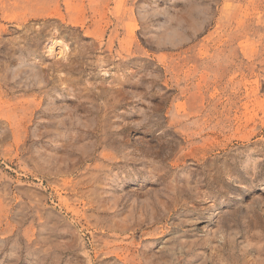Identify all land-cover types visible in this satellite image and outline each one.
Here are the masks:
<instances>
[{"label": "rangeland", "instance_id": "obj_1", "mask_svg": "<svg viewBox=\"0 0 264 264\" xmlns=\"http://www.w3.org/2000/svg\"><path fill=\"white\" fill-rule=\"evenodd\" d=\"M0 264H264V0H0Z\"/></svg>", "mask_w": 264, "mask_h": 264}, {"label": "bare ground", "instance_id": "obj_2", "mask_svg": "<svg viewBox=\"0 0 264 264\" xmlns=\"http://www.w3.org/2000/svg\"><path fill=\"white\" fill-rule=\"evenodd\" d=\"M183 159V158H182ZM197 160V159H196ZM191 206V205H190ZM198 222V221H197ZM193 225V224H192ZM167 239V238H166ZM188 241V240H187ZM207 245V244H206ZM167 246V245H166ZM183 252H184V250H183Z\"/></svg>", "mask_w": 264, "mask_h": 264}]
</instances>
